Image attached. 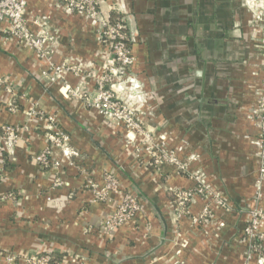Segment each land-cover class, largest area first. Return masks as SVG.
I'll return each mask as SVG.
<instances>
[{
	"label": "crops",
	"instance_id": "crops-1",
	"mask_svg": "<svg viewBox=\"0 0 264 264\" xmlns=\"http://www.w3.org/2000/svg\"><path fill=\"white\" fill-rule=\"evenodd\" d=\"M96 2L90 17L54 0H26L28 25L40 24L49 38L51 61L80 69L61 83L48 81L46 61L0 24V127L20 131L11 155L0 149V252L14 256L0 264H25L40 252L58 257L56 264H257L259 245L244 227L255 207L264 209L257 118L264 0ZM103 19L124 25L133 60L125 83L130 105L174 162L154 166L141 135L133 139L92 105L96 81L112 63L100 39ZM55 129L68 138L67 154L53 147L50 167L42 168L35 155ZM107 174L118 190L99 200ZM199 179L219 204L194 195L179 217L175 193ZM123 193L139 208L107 229Z\"/></svg>",
	"mask_w": 264,
	"mask_h": 264
},
{
	"label": "built area",
	"instance_id": "built-area-1",
	"mask_svg": "<svg viewBox=\"0 0 264 264\" xmlns=\"http://www.w3.org/2000/svg\"><path fill=\"white\" fill-rule=\"evenodd\" d=\"M57 5L67 12H83L90 17L97 16L96 0H54ZM26 0H0V24L5 23L4 32L8 33L17 41L31 48L39 58H42L47 63V68L42 71V74L50 82L61 83L64 80L66 72H77L80 69H74L73 66L65 64H55L51 61L47 43L49 38L40 30V24H37L36 30H32L26 18ZM39 23V22H38ZM100 39L106 43L111 51L112 63L109 64L105 73L96 81L95 94L92 99V105L108 120H112L117 124L122 125L133 139L134 135H141L142 149L153 160L154 166L158 167L165 163L174 162L175 154L172 151H166L163 146L155 145L152 141L151 134L142 130V124L137 118L134 109L130 105L129 99L132 95L130 86L126 88L127 68L132 63V56L127 44V37L124 32V25L121 21L111 22L103 19L100 22ZM264 44V36L260 39ZM5 80L0 76V86ZM109 83L108 86L106 84ZM132 87L135 88L133 85ZM68 90L77 97H84V92L71 89L68 85ZM133 90V89H132ZM66 91V89H65ZM258 123L260 127V144L259 147L264 151V79L262 90L258 100ZM19 130L8 125L0 127V149L7 155L13 153V147L18 140ZM49 145L41 152L35 155V160L42 168L50 167V149L53 147L64 148L63 153H66L68 138L60 131L55 129L53 134H48ZM185 169L184 165L180 166ZM57 184V182L55 183ZM118 190L117 180L110 174L105 175L104 183L97 191L99 200L108 199L109 193ZM194 195H201L210 201H218L217 194L209 188L207 184H202L201 180L196 181L189 189H182L175 193L174 210L178 216L187 213L188 206ZM222 204V203H221ZM137 198L131 194L123 193L119 203L112 211L109 219L105 221L107 229H115L120 224L132 219L138 210ZM203 215L193 219L194 222L204 218L207 215V208L204 209ZM205 215V216H204ZM264 209L256 207L251 211L248 224L244 227V233L247 239L255 247L254 252L257 253V264H264V256L261 254L264 247ZM0 259L5 262L14 260V256L9 253L0 252ZM25 264H50V253L40 252L34 254L30 258L23 259Z\"/></svg>",
	"mask_w": 264,
	"mask_h": 264
},
{
	"label": "trees",
	"instance_id": "trees-1",
	"mask_svg": "<svg viewBox=\"0 0 264 264\" xmlns=\"http://www.w3.org/2000/svg\"><path fill=\"white\" fill-rule=\"evenodd\" d=\"M112 17H114V15ZM113 19L115 20V18H113ZM114 20H112L111 22H115ZM59 260L60 259L58 257H56L55 255L50 253V261H49L50 264H56Z\"/></svg>",
	"mask_w": 264,
	"mask_h": 264
},
{
	"label": "rangeland",
	"instance_id": "rangeland-1",
	"mask_svg": "<svg viewBox=\"0 0 264 264\" xmlns=\"http://www.w3.org/2000/svg\"><path fill=\"white\" fill-rule=\"evenodd\" d=\"M262 157H263V161H264V151H263ZM259 184H260V183H259ZM256 196H257V194H256ZM255 208H256V207H255Z\"/></svg>",
	"mask_w": 264,
	"mask_h": 264
}]
</instances>
